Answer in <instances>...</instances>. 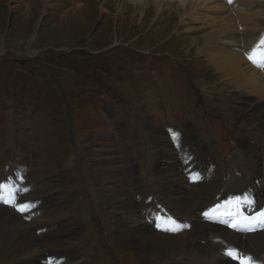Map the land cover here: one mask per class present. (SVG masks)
Here are the masks:
<instances>
[{
	"label": "rangeland",
	"instance_id": "rangeland-1",
	"mask_svg": "<svg viewBox=\"0 0 264 264\" xmlns=\"http://www.w3.org/2000/svg\"><path fill=\"white\" fill-rule=\"evenodd\" d=\"M154 1L0 0V184L8 183L18 203L25 196L39 206L13 213L43 247L26 254L25 242L10 241L0 231V264H23L31 256L43 261L44 254L64 248L79 250L75 264H212L192 246L216 248L209 243L217 242L218 233L207 237L181 225L165 232L152 215L148 222L156 235H178L187 248L152 250L140 258V242H120L119 233L127 236L130 227L124 210L143 213L146 190L150 204L158 206L155 215L178 218L169 210H175L173 202L153 196H184L186 209L207 222L201 215L205 205L226 195L264 199L263 121L244 112L251 103L238 99L195 54L192 39L201 38L181 24L178 0ZM231 1L215 3L223 10H217L220 17L206 4L188 6L187 24L261 11L258 25L243 28L237 21L236 27L237 33L254 27L264 34V3L249 11ZM105 103L117 111H106ZM161 169L168 180L184 182L159 187ZM0 207L8 213L13 208ZM45 225L50 226L40 232ZM219 226L221 237L231 231ZM59 228L55 240L44 237ZM238 249L245 258L254 254Z\"/></svg>",
	"mask_w": 264,
	"mask_h": 264
},
{
	"label": "bare ground",
	"instance_id": "bare-ground-1",
	"mask_svg": "<svg viewBox=\"0 0 264 264\" xmlns=\"http://www.w3.org/2000/svg\"><path fill=\"white\" fill-rule=\"evenodd\" d=\"M142 1L144 0H138V2H142ZM156 1L161 2V0H155L154 2ZM218 1L220 0H178L179 11L180 14L183 16V17L181 16L182 17L181 24L186 23L184 25L186 26L187 30L190 33H194V34L198 33V35H200L201 38L200 40L192 39L191 42V46L195 48V54L197 56L203 57V59L204 58L206 59L208 64L211 67H213L214 70L219 74V79L222 80L224 83H226L229 89L235 91V95L238 97V99L240 98V100H243L244 102L249 101L251 103V105L245 103L243 111L245 112L251 110L252 114L256 118L255 121L260 120V122L263 121L262 123H264V102H263L264 101V69H259L257 66H255L247 58L246 55L258 43L260 37L264 36V34H261L258 28L257 31H255L254 27L246 31L245 33L244 32L237 33L238 28L236 27L237 21H239L240 24L243 25V28H247L249 25H252L253 23L254 25L257 24L255 23V21L258 18L257 15L262 14L261 11L260 12L253 11V13H240L239 11H233L231 13L232 15H230L228 18H214V19L207 18V20L201 22V25H197V26L193 24L189 26V24H187V21L190 18V15H187V12L189 10H193L194 8H198L205 4L209 7L208 10L211 11V13L215 12L214 15H216V17H220L219 16L220 14L217 13V10L219 11H223V10L220 9L218 5H215V3H217ZM231 2H234V5H236L237 7L241 6L243 9H245L244 7H248V9L245 10H249V11L261 7L262 4L264 3L263 0H258V1L233 0ZM188 6H190L189 10H188ZM185 17H189V18H185ZM184 18L185 20L183 21ZM251 94L257 96V99L255 100L254 98H251L250 97ZM197 142L203 144L202 138H199ZM156 149L157 148L152 149L155 154L154 155L155 158L160 156L159 151ZM195 152H196L195 155H199V156L204 155L199 151H195ZM208 156L209 157L205 160L209 162L208 163L209 166L213 167L215 164L214 159L212 156L210 155ZM185 159L186 161H188L191 158L187 156L185 157ZM186 171H192V168H189ZM175 174L176 176H181V173H175ZM159 175H160V181L159 182L157 181V183L158 186L163 189L169 187L168 184L169 182H171L172 184L171 187L176 188L178 187L177 184L180 185L185 180L182 179L180 183L179 181L177 182L175 179L168 180L167 177L163 175V169L159 171L158 176ZM205 187L207 189V185ZM140 190H143L142 187L140 188ZM163 192L164 191H162L161 189L159 190V193L163 194ZM193 193L196 194L197 192L194 191ZM7 195H11V193H8ZM143 196H144L143 198L148 201V203L145 204L144 207L143 206L141 207L143 208V213L140 210H138L137 212L136 211L134 212V210L133 211L127 210L128 207L131 206L126 207L125 210L127 211L124 210L125 214L127 213L129 214L128 216L129 219L127 218L126 221H127V225H129L130 227L127 231V236L121 238V234L119 233L118 236L121 239L120 242H122L123 245L133 241L134 242L138 241V243L140 242L139 244L140 258L144 257L149 251L152 250H156L159 251V253L164 254L169 250H173V249L175 252L176 250L179 251L182 248L185 249L186 246L185 244L180 243V238L178 235L175 236V238L163 237V236H159L158 234L156 235V232L149 225L148 220L149 219L151 220V217H148V215H152L154 218H156L157 215L154 214L155 213L154 211L158 209V206L152 203L150 204L151 196L147 194L146 190L143 192ZM174 196L175 195H172L171 197H168V199L164 200L162 196L156 195L152 197V200L157 201L158 199L161 200L158 202H163V201L169 203L173 202L175 205V210L171 209V207L169 208V210L173 213V215L178 217L177 226L181 225L183 227V230L188 228L191 229L193 233H198L201 235L204 232H207L208 233L207 237L211 235V232H215L219 234L218 237L220 238L217 240V242L209 243L210 246L214 245L216 246V248L214 247L212 249L209 247L207 248L205 246L199 247L197 245L192 246L193 248L198 249L199 253L205 256L206 258H208L212 264H236L237 262L236 263L234 262L236 260H234L233 257L226 255L225 253L230 249L239 251L238 248H240L242 251L249 250L254 253L251 258L252 263L264 264V230L251 235L250 234L244 235L236 232H234V235L233 234L231 235V231H228L226 233V236L221 237V230L223 229L220 228V226L218 227V225L216 224L212 225L208 221L207 222H201V220L198 221L196 216L197 210L186 209V204H189L187 198L184 196L183 197L180 196L179 198ZM24 198L25 199L24 201L21 202V204L30 205L29 201L31 202V198L25 196ZM263 200L264 199H262L259 202V204H263L262 203ZM18 201L19 199L17 198L16 202ZM158 202L156 203L158 204ZM205 202L208 201L205 200L203 203ZM192 205L194 204L191 203L189 208H192ZM209 207L211 206L209 204H206L204 208H209ZM257 208H261V206L258 205ZM13 210L14 207L12 208L11 211L12 213ZM1 218H4L3 221L5 222H1L2 221ZM180 218H183L184 220L182 221ZM111 219L113 220V217ZM0 223H1L0 225H2L0 227L2 237L4 238L7 237L8 240L10 241L12 240L13 242H25V244L27 245L25 253L26 254L30 253L35 255L37 254L35 253L36 252L35 250H38L40 243H38L36 237L30 232L29 228H27L25 224L21 223L18 219L12 216V214H9L7 210L4 209V207L3 208L0 207ZM9 226L13 227L14 230L10 229ZM48 226L46 225L42 226L38 230L41 232L45 227ZM230 235L235 239H230ZM239 241L241 243V247H238ZM250 241L252 244L250 243ZM70 256L71 255L68 254L55 253L53 255V259L55 261H60V263L57 264H68L67 262H74L75 264L80 262L79 259L81 258L80 253H76V255L73 254V256L71 257ZM36 258H39V256L38 257L35 256V259ZM40 262L37 261V264H39ZM244 262L246 263V260ZM40 264H46V263L42 262Z\"/></svg>",
	"mask_w": 264,
	"mask_h": 264
},
{
	"label": "snow or ice",
	"instance_id": "snow-or-ice-1",
	"mask_svg": "<svg viewBox=\"0 0 264 264\" xmlns=\"http://www.w3.org/2000/svg\"><path fill=\"white\" fill-rule=\"evenodd\" d=\"M247 58L257 67L264 69V36H261L258 43L251 49L247 54ZM9 192V187L6 184H0V203L7 204L11 207L16 208L20 212H27L30 210L31 205L17 203L14 196H5L4 193ZM244 220H255L257 224L264 226V212L259 213L258 218L256 217H244ZM174 227L164 228L165 231H172L175 229V221L171 222ZM236 228V230H241L238 224L230 225ZM246 231H254L252 227L245 228ZM226 255H229L233 258H238L239 254L235 250H228ZM247 260L248 264H251V258H244ZM243 264V262H242Z\"/></svg>",
	"mask_w": 264,
	"mask_h": 264
},
{
	"label": "flooded vegetation",
	"instance_id": "flooded-vegetation-1",
	"mask_svg": "<svg viewBox=\"0 0 264 264\" xmlns=\"http://www.w3.org/2000/svg\"><path fill=\"white\" fill-rule=\"evenodd\" d=\"M104 52V51H103ZM103 52H100V53H98V52H94L93 54H103ZM33 55V54H32ZM102 67L100 66V65H96V67H95V71H97L98 73L100 72V73H102ZM103 74V73H102ZM98 77H100V76H98ZM100 78H102V77H100ZM106 80V79H105ZM119 102H121L120 100H119ZM124 103V102H123ZM125 105H123L124 106V108H130L131 106L129 105V104H127V103H124ZM105 109H106V111L108 110V111H114V112H116L117 111V107L113 104V105H111V103H105ZM9 210V209H8ZM9 214H12V216H14L16 219L18 218L14 213H9ZM18 220H19V218H18ZM21 223H24V222H22L21 220H19ZM30 230V229H29ZM62 229L61 228H59V230L57 231V233L54 235V234H52V233H45V235H44V237L45 238H51V239H53V240H55L56 239V235H58V234H61L62 233V231H61ZM30 232L32 233V231L30 230ZM33 234V233H32ZM34 235V234H33ZM36 237V236H35ZM44 238V239H45ZM36 239H37V241H38V243H40V246H41V248H43L42 247V241H41V239H40V237H36ZM55 253H60V254H68V255H71V256H73V254L74 255H76V253H80L79 252V250H73V249H69V248H64V249H62V250H57V251H54V252H52V253H49L48 255H51V256H53ZM48 255L47 254H44V257H45V259L42 261V262H45V263H47V258L46 257H48ZM70 256V257H71ZM80 259V258H79ZM40 262V261H39ZM41 262V263H42ZM37 264V260L35 259V257H33V256H31V258L27 261V260H25L24 262H23V264Z\"/></svg>",
	"mask_w": 264,
	"mask_h": 264
},
{
	"label": "crops",
	"instance_id": "crops-1",
	"mask_svg": "<svg viewBox=\"0 0 264 264\" xmlns=\"http://www.w3.org/2000/svg\"><path fill=\"white\" fill-rule=\"evenodd\" d=\"M36 205V203L35 204H33V206H31V208L33 209L34 207H35V209H37V208H39V206H35ZM30 208V209H31Z\"/></svg>",
	"mask_w": 264,
	"mask_h": 264
},
{
	"label": "water",
	"instance_id": "water-1",
	"mask_svg": "<svg viewBox=\"0 0 264 264\" xmlns=\"http://www.w3.org/2000/svg\"><path fill=\"white\" fill-rule=\"evenodd\" d=\"M73 144H75L74 141H73ZM244 235H245V234H244Z\"/></svg>",
	"mask_w": 264,
	"mask_h": 264
}]
</instances>
